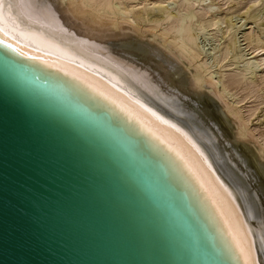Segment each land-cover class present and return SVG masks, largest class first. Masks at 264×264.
Wrapping results in <instances>:
<instances>
[{
	"label": "bare ground",
	"instance_id": "1",
	"mask_svg": "<svg viewBox=\"0 0 264 264\" xmlns=\"http://www.w3.org/2000/svg\"><path fill=\"white\" fill-rule=\"evenodd\" d=\"M145 1L0 0V40L7 41L0 45L38 82L140 141L139 150L159 162L167 182L186 197L224 264H247L234 233L245 248L251 241L256 264H264V183L253 184L248 168L236 162L239 144L247 149V140L252 142L259 151L253 163L264 177V136L251 131L249 118L230 101L241 85L263 91L264 36L259 30L243 33L245 47L239 48L237 24L208 0ZM260 17L251 6L248 18ZM223 23L226 40L213 64L200 36ZM212 96L224 109L223 127L234 124L232 140L218 136L205 105ZM136 101L182 131L149 118Z\"/></svg>",
	"mask_w": 264,
	"mask_h": 264
},
{
	"label": "water",
	"instance_id": "2",
	"mask_svg": "<svg viewBox=\"0 0 264 264\" xmlns=\"http://www.w3.org/2000/svg\"><path fill=\"white\" fill-rule=\"evenodd\" d=\"M104 116L0 45V264H224L159 162Z\"/></svg>",
	"mask_w": 264,
	"mask_h": 264
},
{
	"label": "rangeland",
	"instance_id": "3",
	"mask_svg": "<svg viewBox=\"0 0 264 264\" xmlns=\"http://www.w3.org/2000/svg\"><path fill=\"white\" fill-rule=\"evenodd\" d=\"M151 1L152 0H146L145 4H148V2H151ZM173 1H175V0H166L165 4L166 3H172ZM209 3L214 5L213 7H215V8H213V10L215 12L222 14V15L223 14L227 15V17H229V18L232 17L231 18L232 22L237 24V29H235L236 33L233 34V37L234 38H240L239 43H238V45H240L239 48L245 47L244 43L246 41L243 40L244 39L242 36L243 33H247L248 31L251 32L252 30H256V31L259 30L262 33V35L264 36V0H256V1H254V0H227V1L226 0H216V1L215 0H208L206 2V4H209ZM251 6L253 9H256V11L261 16L257 22H254L253 20L251 21L248 18V10H250ZM149 7H151V6H149ZM171 7L173 10H176L178 8V6L176 4H171ZM247 20H249V21H247ZM246 22H249V23H246ZM253 24H255V25H253ZM223 25H221L219 28L220 30H217L216 32L215 31H209V32L205 31L200 36V39H201L200 41L204 45L205 52L208 53V56L206 59H208L209 62L211 60V63H213V64H215V62H213L214 57H212V55L215 53L216 49H218L220 44L226 40L225 38H222V32L224 30H226V23H223ZM145 30H146V33L150 34L149 32H151V30H149V29H145ZM222 45H221V47H222ZM242 60L239 59V61H236V62L240 64V63H242ZM217 68L218 67H215L214 69H217ZM257 70H260V68ZM258 74H259V72H258ZM258 77L259 76L256 75V79H258ZM239 88L237 90H234V91H237L236 95L238 97L232 96L233 97L232 98L230 96V101L231 102L235 101L236 103L234 102V106L240 110V113L244 117L249 118L248 123H249V127H250L251 131L256 135H262L263 134L262 136H264V87L262 89L263 91L258 90V91H254V92H251L249 89H245L243 85H241ZM208 90L209 89L206 87L202 88V91H204V92H206V94L208 93V95H210L209 94L210 91H208ZM238 99H241L239 103H237ZM205 105L209 110L212 111V117H213L212 121H213L214 126L216 127L219 138H221L225 142L227 140H232L234 137V134H232L233 129L230 127L231 126L233 127L234 124L228 123L230 126H228L227 129L225 127H223L224 125L222 124L221 119L225 118L224 113L222 111L224 109L220 107V104L216 101L215 97L212 96L210 102L205 101ZM217 105H219V106H217ZM258 105H259V107H258ZM255 109H257V110H255ZM254 129H255V131H254ZM246 144L249 146L247 149H244L243 145L239 144L237 152L240 154V156L236 155V162L238 165H240L244 168H246V167L248 168L249 173L246 172V174H247L248 178H250V180L253 184L264 183V177L261 175L259 168L256 165H254V163H253V158L255 155H257V153H259V151H257V149H255V145L252 142L247 140V143H245V145ZM260 159L263 160L262 158H260ZM241 171L243 172V170H241ZM263 251H264V248H263Z\"/></svg>",
	"mask_w": 264,
	"mask_h": 264
},
{
	"label": "snow or ice",
	"instance_id": "4",
	"mask_svg": "<svg viewBox=\"0 0 264 264\" xmlns=\"http://www.w3.org/2000/svg\"><path fill=\"white\" fill-rule=\"evenodd\" d=\"M5 35H7V34L5 33ZM0 43H7V41L6 40H0ZM136 104L139 105L140 109H143V112L145 114H150L149 118L154 117L156 121H159V122H161V123H163L165 125H168L172 129H176L177 132H181L182 131L180 129H177L175 124H172L170 121L165 120L162 116H159V114L155 113L151 108L147 107V105H142V104H140L139 101H136ZM183 136L187 137V133H183ZM188 140H189V144H191V146L193 148H195L196 152H198L200 154V156H203V153L200 152V149L195 145V143L193 141H191L190 138H188ZM205 160H206V158H205ZM221 184H222V182H221ZM225 191H226V189H225ZM234 234L237 235V245H238L240 251L242 253H245V256H246V259H247V264H256V261H255V259L252 256V244H251V241L249 240L247 248H245L244 240L239 238V234L238 233H234ZM247 237H248V233H247V231H245L244 232V239H247Z\"/></svg>",
	"mask_w": 264,
	"mask_h": 264
}]
</instances>
